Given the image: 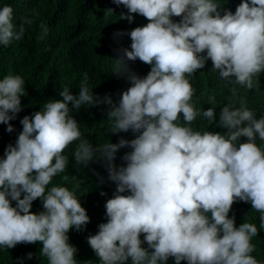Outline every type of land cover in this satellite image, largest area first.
Wrapping results in <instances>:
<instances>
[{
    "label": "trees",
    "instance_id": "trees-1",
    "mask_svg": "<svg viewBox=\"0 0 264 264\" xmlns=\"http://www.w3.org/2000/svg\"><path fill=\"white\" fill-rule=\"evenodd\" d=\"M174 3L0 0V264H264V0Z\"/></svg>",
    "mask_w": 264,
    "mask_h": 264
},
{
    "label": "clouds",
    "instance_id": "clouds-1",
    "mask_svg": "<svg viewBox=\"0 0 264 264\" xmlns=\"http://www.w3.org/2000/svg\"><path fill=\"white\" fill-rule=\"evenodd\" d=\"M183 1H187V0H181V2L179 0H175V3L173 4V6L178 8V12L180 11V9L186 10L187 8V5L186 6L182 5ZM178 68L180 69V65ZM261 118H262V113H259L256 107H247V106H241L240 108H237L232 114L229 115V119L236 120L235 122L239 125V128L249 131V133L239 138V140L235 145V148H233L231 151L237 154V153H243L248 149L249 144L252 143V138L254 135L252 133V127L255 124L262 121Z\"/></svg>",
    "mask_w": 264,
    "mask_h": 264
},
{
    "label": "bare ground",
    "instance_id": "bare-ground-1",
    "mask_svg": "<svg viewBox=\"0 0 264 264\" xmlns=\"http://www.w3.org/2000/svg\"><path fill=\"white\" fill-rule=\"evenodd\" d=\"M181 2V0H179ZM67 22V21H66Z\"/></svg>",
    "mask_w": 264,
    "mask_h": 264
}]
</instances>
